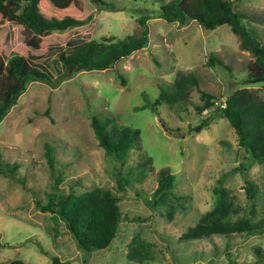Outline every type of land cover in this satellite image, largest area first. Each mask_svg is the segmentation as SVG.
Wrapping results in <instances>:
<instances>
[{
	"label": "rangeland",
	"instance_id": "rangeland-1",
	"mask_svg": "<svg viewBox=\"0 0 264 264\" xmlns=\"http://www.w3.org/2000/svg\"><path fill=\"white\" fill-rule=\"evenodd\" d=\"M108 1L111 8L88 4L91 18L85 25L42 38L49 51L32 50L36 56L31 64L50 79L31 82L0 122V155L7 167L0 172V264H51L53 256L69 264H264V255L256 249L264 250V233L183 238L213 208L219 186L230 204L225 218L264 215V162L247 158L225 117L211 119L219 104L238 89L247 88L264 99V80L244 82L253 56L241 48L228 25L208 31L195 21L180 25L160 18V7L171 0ZM231 3L234 10L247 14L244 23L264 43V0ZM144 29L147 46L109 69L71 73L59 59L77 44L123 39ZM25 38L9 24L0 32V53L9 54ZM211 56L220 63L210 65ZM180 73L196 74L199 87L191 89L182 107L155 108L160 88L170 86ZM201 91L215 98L203 112L197 109L204 104ZM103 114L140 129L142 149L131 150L123 163L106 153L94 133L92 120ZM145 156L152 158L149 172L121 191L118 172L127 175L131 169L135 176L134 167ZM243 165L248 167L245 173ZM162 168L175 175V185L168 205L153 208ZM246 179L257 188L254 216ZM94 188L118 196L123 216L145 221H123L107 249L86 254L63 221L51 211H41L37 202L47 204L51 196ZM220 220L224 217L216 222ZM135 236L153 245L150 259L143 263L127 258Z\"/></svg>",
	"mask_w": 264,
	"mask_h": 264
},
{
	"label": "trees",
	"instance_id": "trees-1",
	"mask_svg": "<svg viewBox=\"0 0 264 264\" xmlns=\"http://www.w3.org/2000/svg\"><path fill=\"white\" fill-rule=\"evenodd\" d=\"M89 3L100 9L111 8L108 0H0V32L9 24H13L26 35L24 43L16 46L9 54L0 53V122L18 103L31 82H47L50 79L47 73L31 64V60L36 56L31 51L46 54L49 48L42 38L49 32L66 31L88 23L92 9ZM159 17L180 25L195 21L208 31L228 25L238 36L241 48L250 51L253 56L244 82L250 84L264 80V43L260 42L244 23V20L249 19L247 14L234 10L231 0H171L160 7ZM140 23L145 25V20L140 19ZM148 41L147 29L140 35H130L123 39H93L75 45L68 52H62L59 59L71 73L102 71L146 47ZM213 62L220 63L211 56L210 65H213ZM194 87H199L198 76L194 73H180L170 86L160 88L159 96L153 105L157 109L163 105L182 107L187 103L189 93ZM201 93L204 104L197 109L203 112L214 105L215 98L205 91ZM216 116L225 117L234 127L239 138V147L249 160L264 162V99L247 88L238 89L219 104L211 119ZM92 127L100 146L119 162H125L131 150L142 149L139 128L118 124L113 117L104 114L93 118ZM151 163V157L140 159L134 167L138 170L135 176L131 175V169L127 175L119 171V189L124 191L132 179L140 181L149 172ZM4 168L7 167L0 155V172L5 173ZM242 168L243 173L248 169L246 165ZM245 184L248 199L251 201L250 213L254 216L257 211V188L248 179ZM174 185L175 175L169 168L160 169L151 207L168 205V197L172 195ZM214 191L217 197L213 208L202 214L195 225L188 228L183 234L184 239H208L216 235L232 234L251 237L264 233V215L258 219L240 218L236 221H232L230 217L225 218L227 209L230 208L225 197L226 191L221 186L216 187ZM37 205L41 211H51L63 221L79 248L86 254L107 249L116 238L123 221H145L139 217L129 219L123 216L120 198L110 190L101 188L84 190L77 194L71 192L66 196H51L47 204L37 202ZM167 212L170 214L169 210ZM221 216L224 220L216 222ZM152 246L151 243L135 236L128 246L127 258L143 263L150 259ZM256 249L257 254L262 257L264 250ZM51 260V264H69L57 256H53ZM10 264L23 263L14 261Z\"/></svg>",
	"mask_w": 264,
	"mask_h": 264
},
{
	"label": "water",
	"instance_id": "water-1",
	"mask_svg": "<svg viewBox=\"0 0 264 264\" xmlns=\"http://www.w3.org/2000/svg\"><path fill=\"white\" fill-rule=\"evenodd\" d=\"M180 146H181V147L183 146V142H182V141H180Z\"/></svg>",
	"mask_w": 264,
	"mask_h": 264
}]
</instances>
